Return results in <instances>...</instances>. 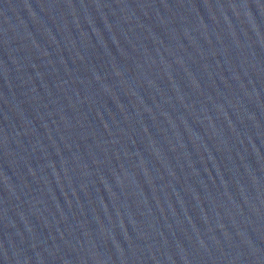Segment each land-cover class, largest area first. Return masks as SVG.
I'll return each mask as SVG.
<instances>
[{
  "label": "water",
  "instance_id": "1",
  "mask_svg": "<svg viewBox=\"0 0 264 264\" xmlns=\"http://www.w3.org/2000/svg\"><path fill=\"white\" fill-rule=\"evenodd\" d=\"M0 264H264V0H0Z\"/></svg>",
  "mask_w": 264,
  "mask_h": 264
}]
</instances>
